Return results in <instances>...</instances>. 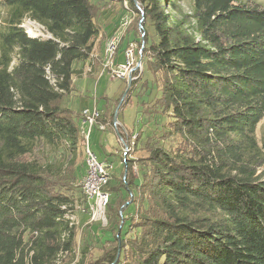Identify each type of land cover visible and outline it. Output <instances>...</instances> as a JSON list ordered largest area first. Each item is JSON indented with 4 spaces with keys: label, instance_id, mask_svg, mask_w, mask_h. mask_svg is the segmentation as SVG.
<instances>
[{
    "label": "trees",
    "instance_id": "trees-1",
    "mask_svg": "<svg viewBox=\"0 0 264 264\" xmlns=\"http://www.w3.org/2000/svg\"><path fill=\"white\" fill-rule=\"evenodd\" d=\"M137 1L139 129L97 235L74 221L86 163L69 97L111 34L89 0H0V264H264V7Z\"/></svg>",
    "mask_w": 264,
    "mask_h": 264
},
{
    "label": "rangeland",
    "instance_id": "rangeland-1",
    "mask_svg": "<svg viewBox=\"0 0 264 264\" xmlns=\"http://www.w3.org/2000/svg\"><path fill=\"white\" fill-rule=\"evenodd\" d=\"M89 1L95 4V6L98 8L99 23L101 24L102 29L103 31H105V33L112 35L117 28V30L122 31L123 35V31L126 30V32L124 33L125 35L118 45L115 56L113 58V63L115 66L118 63L121 64L126 62L125 50L127 49L129 43H133L135 45V53L133 56L134 62L130 66L131 69L125 72L122 77L112 76L108 68L102 71L103 59H101V64L98 70L96 69V67L93 69L90 64L86 63L83 67L84 71L82 76L74 77V90L72 95L69 97L71 107L79 110V112L81 113V122L84 118L82 115V111L84 108L92 110L94 107H96L97 110L99 109L98 111L101 115H99V117L97 118V122L91 128L89 135V145L98 160L103 161L105 164H107L111 185L113 183L119 185L121 176L120 173L123 170L120 155L124 151H128V148H126L127 140L129 138L128 134H130V131L136 132L139 129V125L136 124V120L140 118L141 115V105L139 104L141 98L139 96V90L132 91L130 97L128 93L131 89L132 81L140 78L143 71L142 61L140 65L136 67L139 60H141L140 53L138 51L143 46V33H141L142 31L139 27V21L142 18V14L140 15V17L136 13L134 14L133 9L130 8L131 6L127 2V0H122V3L118 0L108 3H106L105 0ZM252 1L264 7V0ZM181 4L183 8L186 9V0H184ZM139 10L141 11L140 6ZM3 13L4 10H1L0 16H2ZM126 19H128L129 22L126 26H123L122 24ZM132 20V26L134 28L137 27L135 31L137 34V39L139 38L140 42L134 41V30L130 29L128 31L126 29L132 22ZM25 25H31L33 28H37V25L33 22L27 21L25 22ZM148 30L150 32L152 31L150 27L148 28ZM104 42L101 41L97 45V48L95 49V60H98L100 58L99 55L101 56V58H103V50L105 45ZM129 75L132 79L129 87L126 90ZM119 98L120 100L116 101ZM107 102H109L110 104L108 111L105 110ZM111 102L113 103L111 104ZM116 108L118 109V118L115 126L113 124V116ZM100 117L104 118L105 122L102 121ZM101 123L107 124V128L105 130H101L99 128V124ZM84 129L87 131L88 125H85ZM256 135L260 142L264 140V117L257 125ZM82 154L83 153H81V157H83ZM135 155L137 154H128L129 157H133ZM81 198L76 201V208L74 210V221L76 227L78 228L79 234L83 233L82 227H84L87 231L86 233H88V227L92 225L91 223H94V228L96 227V225L99 226L97 234L99 235L101 233V230L104 229L107 225L106 213L105 221H102V219L98 218L97 216L95 218H92L93 215L88 209V206L94 204V199L85 197V200H80ZM124 205H127V203H124ZM83 234H85V232ZM95 248L93 247L92 249H94V253L97 254V249Z\"/></svg>",
    "mask_w": 264,
    "mask_h": 264
},
{
    "label": "built area",
    "instance_id": "built-area-1",
    "mask_svg": "<svg viewBox=\"0 0 264 264\" xmlns=\"http://www.w3.org/2000/svg\"><path fill=\"white\" fill-rule=\"evenodd\" d=\"M27 21L36 24L37 28L35 29L31 25L26 26L25 22ZM128 22L129 20L126 19L122 25L126 26ZM21 26L25 28V32L29 36H46V32L44 31L43 27L35 21L25 19ZM121 35L122 31L116 30L111 36H109L104 45L102 58V71L108 68L111 72V75L117 77H122L125 72L131 69L130 66L134 62L133 56L135 53V45L133 43H129L127 49L125 50L126 62L121 64L118 63L116 66L114 65L113 58L120 43ZM138 52L140 53L141 49H139ZM82 115L84 118L81 122V133L83 136L86 173L81 180V189L88 198L94 199V204L88 206V209L93 215L92 218L97 216L98 218L102 219V221H105V207L109 200V193L104 191L102 187L109 179V170L107 164L98 160L89 145L90 131L92 126L97 122L99 111L96 109V107H94L92 110L84 108ZM113 124L116 126L115 121H113ZM85 125H88L87 131L84 129ZM99 128L101 130H105L107 128V124L101 123L99 124ZM126 148H128L127 145ZM124 153H126V151H124Z\"/></svg>",
    "mask_w": 264,
    "mask_h": 264
},
{
    "label": "water",
    "instance_id": "water-1",
    "mask_svg": "<svg viewBox=\"0 0 264 264\" xmlns=\"http://www.w3.org/2000/svg\"><path fill=\"white\" fill-rule=\"evenodd\" d=\"M133 2H134V4H135V6L139 9V4H138V1L137 0H133ZM143 18V17H142ZM140 19V21H139V27L140 28H142V25H141V21L143 20V19ZM140 63H141V60H139V62H138V64L136 65V67H138L139 65H140ZM131 76L129 75V77H128V84H127V87H126V90H127V88L129 87V85H130V82H131ZM126 90H125V92H126ZM125 94V93H124ZM118 108V107H117ZM116 108V110H115V112H114V116H113V121H115V122H117V114H118V109ZM118 255H119V250L117 251V255H116V259L118 258Z\"/></svg>",
    "mask_w": 264,
    "mask_h": 264
}]
</instances>
